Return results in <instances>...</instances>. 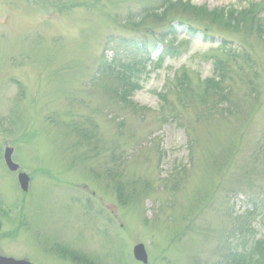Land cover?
I'll use <instances>...</instances> for the list:
<instances>
[{
    "label": "rangeland",
    "instance_id": "obj_1",
    "mask_svg": "<svg viewBox=\"0 0 264 264\" xmlns=\"http://www.w3.org/2000/svg\"><path fill=\"white\" fill-rule=\"evenodd\" d=\"M164 1L0 0L2 256L143 264L133 252L143 243L147 264H235L234 251L264 236V214L246 216L237 193L264 189L253 156L264 138V5L226 26L215 9L261 0H174L164 20L131 23ZM170 28L182 53L151 66L125 101L102 71L104 49L146 39L156 60ZM213 54L229 67L207 83ZM7 146L28 190L4 163Z\"/></svg>",
    "mask_w": 264,
    "mask_h": 264
},
{
    "label": "trees",
    "instance_id": "obj_2",
    "mask_svg": "<svg viewBox=\"0 0 264 264\" xmlns=\"http://www.w3.org/2000/svg\"><path fill=\"white\" fill-rule=\"evenodd\" d=\"M177 3L174 0H166V9L162 13H154L156 16V20L163 19L164 16L168 14V10L173 8ZM184 11L188 12L194 10L195 12L206 13L205 7H200L198 10L195 6L189 3H180ZM260 10V3L251 2L249 7L243 8L242 10L236 11L231 8L229 11H225V9H215L214 10V18L217 19L222 25L226 26H234L239 25L241 22L247 23L252 21L250 18L254 16L257 18L256 13ZM255 19V18H254ZM139 47L137 44H132V46L126 48L123 51V54H119V57H115L113 60L109 62H105L103 72H108L115 77V92L120 95L125 101L130 94L133 93L139 87V78L145 72L147 63L149 58H144L143 54L139 53ZM144 47V45H143ZM133 49V50H132ZM132 50V51H130ZM130 51V52H127ZM223 69V67H219ZM218 77V76H217ZM216 78V77H214ZM210 78L206 80L207 83H211L212 79ZM264 151V138L261 144L253 154L254 161L264 163V153L259 152ZM262 159V160H261ZM256 249V253L259 254L260 257L256 259H252L250 256L246 258H241L237 261L238 264H264V242L259 243ZM261 260V262H259Z\"/></svg>",
    "mask_w": 264,
    "mask_h": 264
},
{
    "label": "water",
    "instance_id": "obj_3",
    "mask_svg": "<svg viewBox=\"0 0 264 264\" xmlns=\"http://www.w3.org/2000/svg\"><path fill=\"white\" fill-rule=\"evenodd\" d=\"M10 154H11V149H8L7 153H6L7 163L10 165L11 169H14L16 167V165L14 163H12ZM21 182L23 184V187L27 188V184H26L27 180L24 177H22ZM138 252H141L142 256H139ZM136 256L139 259H143L144 261H146V255H145V252L143 250L142 245L136 247ZM0 264H28V263L23 262V261H15L13 259H7V258L0 257Z\"/></svg>",
    "mask_w": 264,
    "mask_h": 264
}]
</instances>
